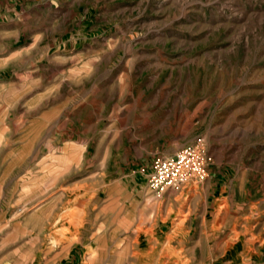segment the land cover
I'll return each instance as SVG.
<instances>
[{
	"label": "rangeland",
	"instance_id": "1",
	"mask_svg": "<svg viewBox=\"0 0 264 264\" xmlns=\"http://www.w3.org/2000/svg\"><path fill=\"white\" fill-rule=\"evenodd\" d=\"M0 264H264V0H0Z\"/></svg>",
	"mask_w": 264,
	"mask_h": 264
},
{
	"label": "built area",
	"instance_id": "2",
	"mask_svg": "<svg viewBox=\"0 0 264 264\" xmlns=\"http://www.w3.org/2000/svg\"><path fill=\"white\" fill-rule=\"evenodd\" d=\"M200 158V150L194 146L185 147L172 156L156 159L146 175L148 188L160 196L165 191H177L187 182L204 178Z\"/></svg>",
	"mask_w": 264,
	"mask_h": 264
},
{
	"label": "bare ground",
	"instance_id": "3",
	"mask_svg": "<svg viewBox=\"0 0 264 264\" xmlns=\"http://www.w3.org/2000/svg\"><path fill=\"white\" fill-rule=\"evenodd\" d=\"M192 187H193V186H192ZM190 188H191V187H190ZM234 231H235V230H234ZM234 231H233V232H234ZM216 240H217V239H216ZM135 242H136V241H135ZM70 250H71V249H70ZM173 262H174V261H173ZM163 263H164V262H163Z\"/></svg>",
	"mask_w": 264,
	"mask_h": 264
}]
</instances>
